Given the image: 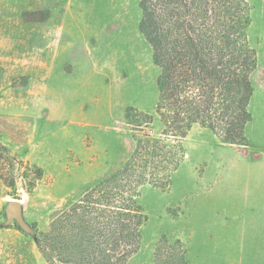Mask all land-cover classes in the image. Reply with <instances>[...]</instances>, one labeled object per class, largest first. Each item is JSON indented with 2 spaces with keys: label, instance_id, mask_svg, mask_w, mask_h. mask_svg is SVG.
Segmentation results:
<instances>
[{
  "label": "rangeland",
  "instance_id": "rangeland-1",
  "mask_svg": "<svg viewBox=\"0 0 264 264\" xmlns=\"http://www.w3.org/2000/svg\"><path fill=\"white\" fill-rule=\"evenodd\" d=\"M138 2L0 0V144L42 170L30 191L0 180V264H48L35 232L129 157L126 108L154 115L159 69ZM247 2L258 60L247 146L194 126L169 187L140 189L146 222L127 264H153L163 236L184 245L188 264H264V0ZM159 130L154 117L149 132ZM14 200L26 228L8 219Z\"/></svg>",
  "mask_w": 264,
  "mask_h": 264
},
{
  "label": "trees",
  "instance_id": "trees-1",
  "mask_svg": "<svg viewBox=\"0 0 264 264\" xmlns=\"http://www.w3.org/2000/svg\"><path fill=\"white\" fill-rule=\"evenodd\" d=\"M139 32L159 69L154 115L128 107L134 147L116 172L53 213L35 246L48 264H127L141 245L146 216L140 189L165 190L185 158L182 140L198 126L221 143L246 147L251 76L257 53L249 41L247 0H138ZM157 117L160 130L149 132ZM147 130L143 136L136 132ZM42 170L0 144V180L35 187ZM153 264H188L184 245L163 236Z\"/></svg>",
  "mask_w": 264,
  "mask_h": 264
},
{
  "label": "water",
  "instance_id": "water-1",
  "mask_svg": "<svg viewBox=\"0 0 264 264\" xmlns=\"http://www.w3.org/2000/svg\"><path fill=\"white\" fill-rule=\"evenodd\" d=\"M8 219L9 221H17L23 228H26L24 221L21 218V209L19 201H12L8 206Z\"/></svg>",
  "mask_w": 264,
  "mask_h": 264
}]
</instances>
